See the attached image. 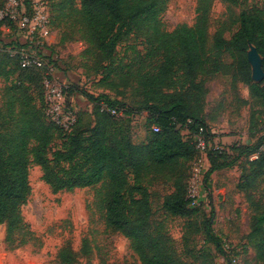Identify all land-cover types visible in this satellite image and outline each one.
I'll list each match as a JSON object with an SVG mask.
<instances>
[{
    "label": "trees",
    "instance_id": "trees-1",
    "mask_svg": "<svg viewBox=\"0 0 264 264\" xmlns=\"http://www.w3.org/2000/svg\"><path fill=\"white\" fill-rule=\"evenodd\" d=\"M31 1L26 4L28 9ZM170 1L52 0L49 7L51 23L75 30L87 44L83 55L91 56L97 72L103 69L107 73L99 80L100 85L115 90L118 82H123L126 89H131L139 99L134 101V112L107 94L96 97L84 91L82 95L93 104L94 121L85 123L73 111L77 122L70 131H64L47 116L43 70L23 69L17 58L6 51L0 53V76L8 81L11 74H18L14 84L6 86V101L0 107V225H6L8 245L14 244L17 235L31 233L22 208L31 196L29 177L34 164L41 168L42 180L53 193L99 186L98 204L106 226L130 241L139 264H191L182 260L170 238L151 224L153 208L147 181L167 177L174 191L164 198L163 209L171 216L186 219L184 243L190 236L203 235L205 244H213L224 255L222 241L212 228L214 210L210 219L194 222L201 206L191 207L188 198L197 158L191 136L203 127L209 142L214 137L206 122L204 103L209 93L207 81L218 73L232 75L234 84L240 81L248 86L251 99L264 101V80H252L247 57L253 44L263 57L264 68V0L263 8L238 14L234 8L241 0H219L227 5L229 18L221 23L211 44V12L216 0H196L195 23L168 31L162 15ZM226 33L231 34L230 39L225 38ZM132 34L143 38L145 53H138L136 63L129 65L127 72L124 68L117 70V48ZM225 53L233 58L232 64L223 61ZM11 62L18 65L19 71L7 70ZM102 105L123 110V117L147 113L159 132L152 131L145 142L135 144L122 124L115 122L119 117L101 111ZM256 116L251 115L250 129L259 135L264 113ZM59 137L63 139L62 149L53 151L52 144ZM208 158L207 185L216 171L233 168L245 160L237 188L246 193L254 212L247 241L257 259L264 262V189L258 199L253 192L264 184V134L254 143L210 149ZM81 253L89 255L87 241ZM77 259L70 247L59 253L60 264H76Z\"/></svg>",
    "mask_w": 264,
    "mask_h": 264
},
{
    "label": "rangeland",
    "instance_id": "rangeland-1",
    "mask_svg": "<svg viewBox=\"0 0 264 264\" xmlns=\"http://www.w3.org/2000/svg\"><path fill=\"white\" fill-rule=\"evenodd\" d=\"M20 1L25 5L30 2ZM4 2L5 0H0L1 6ZM47 2L51 9L52 0ZM256 8H263L262 0H241L234 11L238 14L242 10L253 11ZM195 18L196 0H171L162 15V21L168 31L181 24L192 26ZM228 18L227 5L216 0L211 12L210 44L221 23L227 22ZM225 38L230 39L231 34L226 33ZM26 42V33H20L15 24L9 21L0 24V46L11 48ZM41 42V55L54 63L61 82L67 84L70 90L69 94L66 93L68 110L75 111L85 123H93L94 118L93 104L82 95L81 92L84 91L96 97L107 94L111 99L120 100L135 111L134 101L139 99L134 97L131 89L124 87L123 82H118L115 90L100 85L99 80L107 73H104L103 69L97 72L91 56L83 55L87 44L75 30L57 28L51 23ZM138 53H145L144 40L132 34L119 44L114 59L115 68H124L127 72L129 65L136 63ZM222 59L227 64L234 61L228 53L223 54ZM2 70L3 61L0 59V71ZM7 70L19 71V67L15 62H11ZM17 75L11 74L8 81L4 75L0 76L2 108L6 101V86L14 84ZM207 87L209 93L205 99L204 112L206 122L214 135L209 142L211 150L229 148L235 144L254 143L257 136L264 134L263 123L259 127V135L253 134L250 129L251 115L254 113L258 118L264 113V101L251 99L247 85L240 81L234 84L232 75L218 73L208 79ZM36 92L38 94L40 91ZM246 99L248 104L244 103ZM115 122L122 124L124 131L129 133L135 144L145 142L151 132H155L147 113H132L130 116L117 118ZM183 134H187V131L184 130ZM62 143L63 139L59 137L51 149H62ZM244 163L245 160H242L233 168L216 171L211 175L209 185L204 182L201 189V209L194 219L195 223L208 220L214 210V233L221 241L223 238L230 245V249H223L224 255L217 251L213 244H205L203 235L190 236V240L185 244L183 236L186 219L171 216L163 209L164 198L174 191L172 180L160 177L147 181L153 208L151 224L154 229H159L170 238L172 248L185 262L233 264L230 260L236 259L234 264H264L257 259L255 250L247 241L254 212L249 207L246 193L237 188ZM29 179L32 192L27 204L22 208V214L31 233L17 235L14 244L8 245L6 225H0V264H60L59 253L65 247H70L77 253L76 264L140 263L130 241L106 226L103 211L98 204L99 186L53 193L42 180L41 168L34 164L30 168ZM263 189L264 184H261L253 191L256 199ZM85 241L90 248L87 256L81 253Z\"/></svg>",
    "mask_w": 264,
    "mask_h": 264
},
{
    "label": "built area",
    "instance_id": "built-area-1",
    "mask_svg": "<svg viewBox=\"0 0 264 264\" xmlns=\"http://www.w3.org/2000/svg\"><path fill=\"white\" fill-rule=\"evenodd\" d=\"M6 21L15 24L20 33L25 32L27 42L22 45H13L6 50H3L0 46V53L6 51L11 57L17 58L20 67L23 69L43 70V89L47 103V116L64 131H70L77 122V116L75 112L68 110L66 106L65 95L68 85L61 82L56 67L48 64L41 55L43 45L41 39L47 35L51 25L47 1L32 0L31 7L28 9L20 0H5L4 7L0 9V22ZM101 111L114 117H123L124 115L123 110L106 105H102ZM189 123L191 122L189 121ZM153 129L155 132H159L157 126H154ZM191 137L197 151V158L192 166L188 198L191 201V207H197L202 203L203 193L201 189L210 167L208 153L211 146L203 127H200L198 132ZM253 158H257V155H254ZM222 248L225 250L230 249L229 242L223 238ZM230 261L233 264L236 263V259Z\"/></svg>",
    "mask_w": 264,
    "mask_h": 264
},
{
    "label": "water",
    "instance_id": "water-1",
    "mask_svg": "<svg viewBox=\"0 0 264 264\" xmlns=\"http://www.w3.org/2000/svg\"><path fill=\"white\" fill-rule=\"evenodd\" d=\"M247 57L252 70V80L261 83L264 80L263 57L253 44L249 45Z\"/></svg>",
    "mask_w": 264,
    "mask_h": 264
},
{
    "label": "crops",
    "instance_id": "crops-1",
    "mask_svg": "<svg viewBox=\"0 0 264 264\" xmlns=\"http://www.w3.org/2000/svg\"><path fill=\"white\" fill-rule=\"evenodd\" d=\"M247 100V99H246Z\"/></svg>",
    "mask_w": 264,
    "mask_h": 264
}]
</instances>
